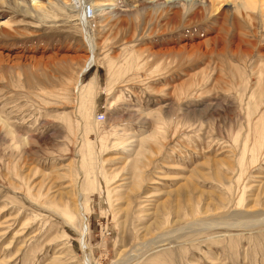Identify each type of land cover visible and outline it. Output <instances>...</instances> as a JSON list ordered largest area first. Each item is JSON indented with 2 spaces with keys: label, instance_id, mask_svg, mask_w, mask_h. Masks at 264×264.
Here are the masks:
<instances>
[{
  "label": "rangeland",
  "instance_id": "374dc122",
  "mask_svg": "<svg viewBox=\"0 0 264 264\" xmlns=\"http://www.w3.org/2000/svg\"><path fill=\"white\" fill-rule=\"evenodd\" d=\"M110 1L85 28L78 0L43 18L0 8L12 32L0 36L12 58L0 63V264H83L77 232L48 209L77 185L90 264H264V16L227 6L224 20L173 21L147 6L164 0ZM86 145L96 161L79 181Z\"/></svg>",
  "mask_w": 264,
  "mask_h": 264
},
{
  "label": "bare ground",
  "instance_id": "6f19581e",
  "mask_svg": "<svg viewBox=\"0 0 264 264\" xmlns=\"http://www.w3.org/2000/svg\"><path fill=\"white\" fill-rule=\"evenodd\" d=\"M108 2H112V1H110V0H95L94 2H92L93 4H90V2H87V0H78V6H80V8L82 7L81 8L82 11L80 14V21L83 24L84 28L86 27V24L88 22L87 20L93 19L91 9H93V7H101V6L108 5L107 4ZM67 3H68V0H0V8H3L4 6H13L19 10L20 9L23 10L26 14H28L30 16L34 15V16H40L43 18L44 15L49 13V10L56 9V6H57V8L60 7L63 9ZM86 3H88L89 5H87ZM53 5H56V6H53ZM85 5L88 6L89 8L85 9V7H84ZM147 6H152L153 8H159V9L165 8L166 10L169 11L168 14H170V17H171V19H173V21L175 19L181 17V16L183 17V15L185 13L188 15V17H187L188 22L196 21V20L199 21L203 18H206V16H208V17L216 16V17H219V19L222 18L224 20L225 19V12H226L225 8H227V6L228 7L231 6V10L235 15H239L242 17L244 15L245 16L250 15V12H252L253 10L258 9V8L261 11V14L264 16V1L263 0H164L162 4H154V5H147ZM183 6H186V9L182 8ZM143 7H145V6H143ZM88 13L91 14V16H89ZM128 14L126 13L127 16H128ZM120 15H121V13L119 14V16ZM247 17H249V16H247ZM5 27H7V26H5ZM5 27L0 26V36H9V34H12V32H10V29H8V27L7 28H5ZM83 33L86 34V31L85 32L83 31ZM86 38H87L88 44L90 46V53H91L90 56H91L93 53V46H92V44H91V42L87 36H86ZM212 41H215V37H214V39L208 38V40H206L204 42H199L198 44H195V45H190V46L182 45L181 48H178V49L181 52L189 49V51H192L194 53H201L202 47L205 44H208L209 42H212ZM238 46H240V45L238 44ZM238 46L236 48V45H235V48H236L235 52L240 53V50H238V48H239ZM211 51L212 50L210 49L207 52L210 53ZM204 53H206V52H204ZM242 54H245V52H243ZM5 58L7 60L12 59L11 56H9V55L3 56L0 53V63L3 62L5 60ZM20 58H22V57L17 56L16 59H20ZM72 59L73 58H71V60ZM59 60L65 61V56L60 57ZM52 61H53V59H52ZM85 62H86V65L78 74V76L76 78L75 86H74L76 88L77 96H80L79 100H81V102L85 99L81 95V92L84 90L83 85L81 83L82 73L85 70V68L87 67V65L90 66L93 63V55L91 57H89L87 59V61L85 59ZM98 122H101V121H98ZM84 126L85 125H83V124H81V126H80V129H79L80 135H83V132H87V128H85ZM84 128H85V130H84ZM80 139H82V137ZM79 143H81V141ZM87 144H89V143H87ZM25 145H27L26 142H25ZM86 147L89 149V151L87 152L86 158L82 154L83 151L80 152V154H76L77 152H75V155H74L75 157H77L76 170H77V178L79 181H80L81 177L86 176V174L83 173V167L85 168V165H87L88 160H92V162L96 161L93 148L91 150L90 146H88V145L83 146V148H85V152L87 151ZM89 164H90L89 165L90 167H93V165H91V162ZM87 171H88V169H86V172ZM89 172H91V171H89ZM137 174L138 173L135 174V176H134L135 178L133 180L134 181L133 186H135L136 188L139 187V183H140L139 182L140 176ZM83 190L86 192L85 188ZM83 190H82L80 185H77L76 192L74 193L75 197H74L72 204H70V203H62V204H58V205L53 204L48 209H50L53 212H57V214L62 216L64 221L69 226H71L72 229H74L77 232L78 241H79L78 243H80L81 250L83 252V264H90V255L87 253L88 247L86 244L87 243L86 242V234L88 233L87 231H89L88 230L89 228H88L87 217H86L87 209L85 206V198H84L85 194H84ZM75 208H76L77 213L80 216V224L78 226H76L74 223L76 216H77V213L75 212ZM261 220H264V218H262ZM205 224L207 225V222ZM187 225H189V223L186 224L185 226H187ZM197 225H199V224H197ZM212 226H215V225H212ZM156 227H157V229H159L162 226H156ZM166 237H167V234L164 235V234L160 233L157 236H155L154 239H152V240H150V239L145 240L144 242L139 244V246H137L133 250L131 255L137 256V254L139 255V254L146 252L149 248L151 249V247L153 245V241L160 242L163 239H165ZM142 250H143V252H141ZM123 255L124 254L120 253L118 255L119 257L117 258V260L113 264H122V262L124 260L129 258L128 256H123Z\"/></svg>",
  "mask_w": 264,
  "mask_h": 264
},
{
  "label": "built area",
  "instance_id": "2783aa9c",
  "mask_svg": "<svg viewBox=\"0 0 264 264\" xmlns=\"http://www.w3.org/2000/svg\"><path fill=\"white\" fill-rule=\"evenodd\" d=\"M96 119H97L98 121H102L103 116H102V115L96 116Z\"/></svg>",
  "mask_w": 264,
  "mask_h": 264
}]
</instances>
